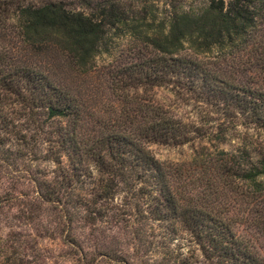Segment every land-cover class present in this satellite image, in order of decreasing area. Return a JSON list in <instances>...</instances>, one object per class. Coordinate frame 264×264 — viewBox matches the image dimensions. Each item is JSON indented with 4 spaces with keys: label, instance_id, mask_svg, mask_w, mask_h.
I'll list each match as a JSON object with an SVG mask.
<instances>
[{
    "label": "trees",
    "instance_id": "trees-1",
    "mask_svg": "<svg viewBox=\"0 0 264 264\" xmlns=\"http://www.w3.org/2000/svg\"><path fill=\"white\" fill-rule=\"evenodd\" d=\"M186 2L0 0V209L21 205L30 238L63 236L82 264H264V143L185 163L149 149L229 130L185 122L154 87L264 132V79L241 78L264 77V0ZM122 37L139 61L99 87L96 59Z\"/></svg>",
    "mask_w": 264,
    "mask_h": 264
},
{
    "label": "rangeland",
    "instance_id": "rangeland-1",
    "mask_svg": "<svg viewBox=\"0 0 264 264\" xmlns=\"http://www.w3.org/2000/svg\"><path fill=\"white\" fill-rule=\"evenodd\" d=\"M204 1L187 0L186 3L187 5L188 3L200 4ZM159 5H161V2ZM255 37L254 52H264V20L255 30ZM136 56L134 47L128 37L116 39L111 53L104 54L96 59V73H94L92 80L99 87L102 85L107 86L113 78L111 73L139 61ZM230 64L234 66L228 70L232 72L233 76H235L234 78H238V68L235 66V63ZM254 75L255 73L251 72L247 77L241 78H245L248 81L264 79V77H252ZM96 84L95 86H97ZM151 93L156 102L164 105V108L178 115L185 122L201 124L206 120L207 124H210L212 128L217 124H223L222 127H229L225 137H223L225 138L223 142H215V140L209 141L205 138L194 145L184 144L174 146L151 143L149 149L159 161L171 163L189 162L195 147L205 153H216V157L221 150L233 151L241 147L249 148L250 146L251 148V145H253V149L255 142L264 143L263 131L253 130L239 123L235 124L236 122L234 123L235 128H233L232 124L228 120H225L223 115L216 113V110L209 104L193 98L191 99L190 96L186 97L181 93H175L171 90V86L154 87ZM212 145H215V148ZM27 182V180H21L17 185V189L29 192ZM2 205L3 207L0 209V237L1 240H6V245L11 244L5 249L6 252L2 253L9 254L11 252L13 254L14 252L13 256L15 257L16 264H82L81 259L78 257L79 251L72 243L64 240L63 236L49 238L32 235L33 238H30L29 234H34L35 228L21 215L23 212L20 208L21 205H13L12 202H7Z\"/></svg>",
    "mask_w": 264,
    "mask_h": 264
}]
</instances>
